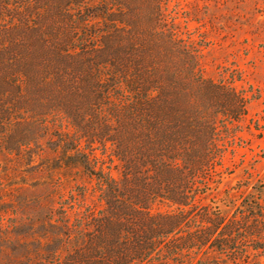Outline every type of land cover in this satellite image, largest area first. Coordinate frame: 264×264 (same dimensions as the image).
I'll return each mask as SVG.
<instances>
[{
	"label": "trees",
	"instance_id": "16d2710c",
	"mask_svg": "<svg viewBox=\"0 0 264 264\" xmlns=\"http://www.w3.org/2000/svg\"><path fill=\"white\" fill-rule=\"evenodd\" d=\"M19 1L0 0V99L15 85L17 101L33 93L31 100L50 102L70 125V159L100 191L89 216L73 223L66 215L51 230L55 248L34 264H171L177 251L198 244L194 234L220 245L208 264H232L224 260L239 222L219 207L206 206L202 223L179 242L174 234L210 189L204 173L216 153L217 108L237 94L204 78L199 55L159 27V0L45 8ZM236 106L225 108L227 116ZM115 161L120 177L107 171ZM161 202L169 208L159 210Z\"/></svg>",
	"mask_w": 264,
	"mask_h": 264
},
{
	"label": "rangeland",
	"instance_id": "374dc122",
	"mask_svg": "<svg viewBox=\"0 0 264 264\" xmlns=\"http://www.w3.org/2000/svg\"><path fill=\"white\" fill-rule=\"evenodd\" d=\"M54 1L33 3L42 8L77 7V0ZM10 2L21 5L19 0ZM159 2V27L165 25L199 55L204 78L222 82L239 98H234L233 115L224 112L233 103L228 96L221 101L227 105L217 108L216 153L204 173L211 177L210 189L196 200L200 211L184 220L174 238L179 242L183 234L196 230L206 206L219 207L239 222L224 262L264 264V0ZM4 92L9 97L0 99V264H34L55 248L50 233L57 231L64 216L77 223L99 205V182L70 159L72 152L64 146L70 140L64 133L70 125L52 113L50 102L31 100L33 93H24L25 99L17 101L15 85ZM107 166L120 177L117 161ZM158 207L169 208L165 202ZM207 223L204 217V227ZM194 236L198 244L177 251L171 264L210 262L207 255L220 245L206 242L205 234Z\"/></svg>",
	"mask_w": 264,
	"mask_h": 264
}]
</instances>
